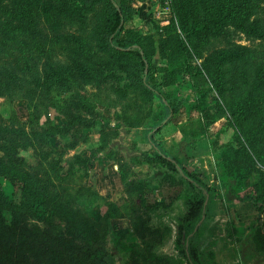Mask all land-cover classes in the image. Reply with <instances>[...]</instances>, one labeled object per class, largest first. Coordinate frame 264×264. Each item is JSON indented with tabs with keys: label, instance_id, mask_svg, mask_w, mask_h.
Here are the masks:
<instances>
[{
	"label": "rangeland",
	"instance_id": "374dc122",
	"mask_svg": "<svg viewBox=\"0 0 264 264\" xmlns=\"http://www.w3.org/2000/svg\"><path fill=\"white\" fill-rule=\"evenodd\" d=\"M115 2L135 10L119 39L128 38L143 49L148 82L156 90L152 95L145 80H131L138 69L136 59L114 51L104 40L111 19L107 0L82 7L70 0L37 3L32 8L36 22H22L17 33L9 19L0 70L15 71L22 81L0 95V125L43 132L50 122L60 128L66 113L81 123L93 118L92 111L110 120L105 130L98 122L90 129L78 125L70 133L44 135L39 151L27 134L19 150L23 180L29 182L33 172L42 184L46 180L48 198L58 195L55 208L72 198L71 207L84 212L93 225L87 234L99 241V264H264V150L249 138L256 121L240 119L245 133L229 125L234 104L245 92L231 89L228 81L216 90L203 69V62L226 49L227 42L254 48L251 62L259 65L264 62V43L230 26L227 36L208 32L186 38L179 0ZM259 12L264 16V4ZM199 16V21L204 18L202 11ZM193 22L188 20L183 29L189 30ZM47 61L57 66L76 61L88 77H67L59 70L64 75L54 73L58 80L33 92L31 75L43 70L51 76ZM225 66L230 67L219 68ZM160 94L175 111H168ZM261 111L264 119V104ZM263 137L264 132L257 136ZM154 147L193 171L194 177L187 180L155 158L146 160L157 154ZM240 147H248L252 158ZM7 169L12 173L16 166ZM60 170H72V177L61 180L55 175ZM49 182L68 191L49 188ZM0 185L12 199L14 188L7 178L0 176ZM195 199L202 206L199 217L191 220L188 213ZM4 215L10 218L7 211ZM53 222L56 232L64 229L63 221ZM193 252L196 260L190 257ZM95 256H90V264L97 261Z\"/></svg>",
	"mask_w": 264,
	"mask_h": 264
},
{
	"label": "trees",
	"instance_id": "16d2710c",
	"mask_svg": "<svg viewBox=\"0 0 264 264\" xmlns=\"http://www.w3.org/2000/svg\"><path fill=\"white\" fill-rule=\"evenodd\" d=\"M47 1L0 0V55L4 54L2 52L7 48L8 34L10 32L9 19L14 21L12 32L17 33L22 22L28 25H33L36 22L37 14L33 13V6L37 3L45 4ZM49 1L53 3L55 0ZM70 1H77L74 5L82 7L93 5L95 0ZM107 1L110 6L111 19L109 20V27L105 32L104 40L107 46L114 51L136 59L138 69L137 73L131 77V80H145L148 84L147 87L152 91V95L156 90L148 82L149 62L143 53V49L128 38L126 40L119 39L121 33L125 32V22L135 14V10L127 4H118L115 0ZM224 2L229 3L223 4ZM9 4H12V7ZM263 4L264 0H179L180 12L178 16L180 27L182 32L184 31L183 34L189 39L191 37L198 38L208 32L216 35L219 32V35L225 34L227 36V28L230 26L237 32L246 35L247 38L264 43V16H260L257 13ZM200 11L203 12L204 18L199 21ZM190 19L194 20V24L189 30L183 29V27L187 26L186 22ZM227 43V46H224L226 49L218 50L215 53L216 56L211 55L203 62V69L209 77L211 74L209 79L216 90H222L224 83L228 81L231 83V89L235 87L245 92L243 99L236 100L237 102L234 104L236 110L232 111L228 124L233 126L238 133H245L243 132L245 129L239 125L243 122V119L248 122L256 121L254 123L255 126L251 127L252 135L249 136L247 134L251 142L256 139L257 143L262 144L261 146L264 150V137L261 140L257 138V136H263L264 132V119L261 111V107L264 104V62L259 65L252 64L251 57L254 56L255 50L251 46H243L234 42ZM191 57L193 56L191 55ZM224 65H230V67L219 68V66L223 67ZM45 66L51 72V76L43 70L41 74L31 75V83L33 85L31 91L34 92L39 87L48 86V83H51L53 79L58 80V77H54L56 72H59L60 75L65 74L67 77H73L72 73L73 75L88 77L86 69L82 68L83 66L76 61L71 64L58 66L47 61ZM214 67H218L215 72H213ZM3 70L4 68L0 70V76ZM59 70L65 71L64 74ZM228 76H230L229 79H226ZM21 81L22 78L15 71L5 69L2 78H0V95L10 91L13 83L19 85ZM157 96L165 104L168 111L173 112L176 110L170 107L169 102L161 94ZM90 115L93 118H83L81 123H77L78 118L66 113V122L60 128L50 122L44 127L43 132H39L37 128H32L31 132L26 133L24 129L14 128V125H0V153L3 154L0 156V176L7 178L14 188L13 198L9 199L0 185V264H74V262H78V259L79 264L81 262L90 264V256L92 254L94 256L97 255L96 251L99 250V246L97 247L96 245L99 241L93 239L94 237H88L87 232L88 230L91 231L93 225L89 226L90 221L87 215L81 210L71 207L72 198L62 201L61 206L57 205L55 208L53 204L58 203V195L48 198L49 194L43 187V184L47 183L46 180L42 184L39 180V175L35 172H33L34 174H29V182L23 180L24 178H22L20 172L21 164L24 165V163L19 156V150L24 146L22 140L27 138V134L32 136V145H35L34 148L39 151L41 146H43L44 135L52 137V135L59 133H70L71 129H77L78 125H81L82 128L90 129L95 127L98 122L103 123L102 130L106 129L104 125L110 120L98 116L93 111ZM257 116L260 117L258 118L260 120H257ZM242 117L243 119L240 120ZM217 136L220 137V134H217ZM76 146L77 144L72 146L71 149ZM154 148L157 151L156 156L147 155L145 157L146 160L155 158L164 164L168 170L179 172L187 180L194 177L193 171L188 170L186 166L182 167L179 165L171 155L161 151L158 147ZM240 148H242L246 156L251 157L248 147ZM79 157L76 156L75 160L79 159ZM260 157L264 159V155L261 156V152ZM81 162H85V160L82 158ZM8 165L16 166V170L10 173V169H7ZM72 174V170L55 172V175L61 180L66 178V182L67 178L72 177ZM48 187H60L62 192L68 191L63 185L55 184V182H49ZM69 196L72 197L71 194ZM201 206V201L197 199L191 203L188 213V217L191 220H196L199 217ZM5 211L10 215L9 219L4 215ZM55 218L63 221V230L56 232L57 230L51 226ZM39 222L45 224L46 227L41 229L37 224ZM57 255H59L60 260H57ZM81 256L82 258L84 257L82 260L80 259ZM97 257H94V260L97 261L91 264H99L100 261ZM190 257L193 260L197 259L195 252Z\"/></svg>",
	"mask_w": 264,
	"mask_h": 264
}]
</instances>
